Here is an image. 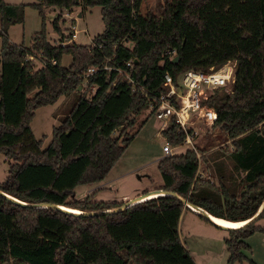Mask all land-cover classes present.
<instances>
[{"label": "trees", "instance_id": "trees-1", "mask_svg": "<svg viewBox=\"0 0 264 264\" xmlns=\"http://www.w3.org/2000/svg\"><path fill=\"white\" fill-rule=\"evenodd\" d=\"M31 7L43 17L42 30L30 47L18 46L8 29L23 22L24 6L0 0V154L10 159L0 191L27 205L78 212L122 207L124 202L95 200L96 191L78 200L75 190L107 178L138 134L131 131L137 117L160 107L166 73L179 85L188 70L208 72L234 61L233 92L216 90L206 103L217 113L214 128L226 133L233 148L221 155L244 173L239 185H231L233 175L227 177L218 162L219 184L211 183L204 155L199 159L188 149L159 161V191L233 222L258 214L264 203V0H165L160 13L150 0H38ZM49 7H101L104 31L80 45L64 36L57 17L52 24L62 42L53 45L44 20ZM168 51L176 52L177 63ZM65 56L72 58L68 67ZM30 57L43 67L34 71ZM90 68L99 70L86 77ZM90 88L95 92L89 95ZM75 92L80 98L42 150L43 140L31 128L36 111ZM187 134L195 136L172 118L162 136L176 148ZM184 209L180 199L160 195L117 213L84 217L17 205L0 195V264H197L179 234ZM261 219L264 210L254 222L228 230L230 264L246 259L245 240L264 232Z\"/></svg>", "mask_w": 264, "mask_h": 264}, {"label": "rangeland", "instance_id": "rangeland-1", "mask_svg": "<svg viewBox=\"0 0 264 264\" xmlns=\"http://www.w3.org/2000/svg\"><path fill=\"white\" fill-rule=\"evenodd\" d=\"M4 1L9 5L24 6L23 22L11 25L8 29V37L13 44L30 47L34 35L42 30L43 25V17L38 10L31 7L32 4L38 3V0ZM164 2L165 0H150L156 13H160ZM79 14H82V17H78ZM57 17H60L59 26L65 37L72 34V27L76 28L78 35L75 40L80 45L91 44L92 40L100 35L105 28L101 16V7H89L86 10L78 7L72 11L49 7L45 9L44 20L48 41L53 45H59L62 42V38L54 30L52 24ZM126 45L132 46L128 42ZM32 61L34 62V71L43 67V62L40 59L33 58ZM71 62L72 58L70 56L64 57V66L68 67ZM231 63L236 68V62L232 61ZM1 73L2 67L0 66V75ZM179 81L181 82V78ZM223 91L226 92V90ZM94 92L95 88H90L87 91L89 95ZM79 98L80 94L75 92L61 97L54 105L42 107L36 111L31 128L34 138L43 140L42 150L50 145L54 128L62 124ZM150 113L151 110H147L137 117L136 126L131 131H138V134L107 178L102 183L79 186L75 190L76 199H85L96 191L94 198L97 201L126 203L137 198L135 196L141 190H147V188L148 190H154L163 185L158 163L166 157L164 147L167 141L163 136L159 138L157 135L163 126L164 119L159 116L162 114L160 110H157L156 114L151 116ZM192 130L195 134L193 145L198 148L201 156L204 155L202 165L203 167H210L208 170L209 178L207 179L218 186L219 179L216 177L217 171L215 172V163L218 162L222 163L221 165L224 167L227 177L233 175L234 180L231 185H239L244 173L233 171L231 161L221 155V153L227 152L226 149L228 151L233 149L226 133L213 127L212 132H204L202 129V136H200V129L195 128ZM193 145L183 144L172 148V152L181 155L188 149H192ZM220 148L223 150L220 151ZM9 169L10 159L0 154V183L6 180ZM124 196L129 197L123 199ZM185 210L184 218L181 219L179 224V234L196 263L230 264V253L226 245V240L230 239L228 230L216 227L194 210H189L186 207ZM258 225L264 227V219L259 220ZM245 243L248 246L247 250H243L246 259L242 263L235 264H264V232L255 233L247 238Z\"/></svg>", "mask_w": 264, "mask_h": 264}, {"label": "built area", "instance_id": "built-area-1", "mask_svg": "<svg viewBox=\"0 0 264 264\" xmlns=\"http://www.w3.org/2000/svg\"><path fill=\"white\" fill-rule=\"evenodd\" d=\"M73 32L72 39L76 41L78 31L76 28H71ZM175 51H168L167 56L174 58ZM34 57H30L33 60ZM55 64V62H53ZM128 69H133V60L127 63ZM107 69V67H105ZM99 69L90 68L86 77L95 74ZM127 78L132 82L131 78ZM164 87L167 93L161 97V105L158 108L160 112L166 114L163 126L161 127V134L170 126L172 118L176 123L187 132L188 129H200L199 135L202 136L203 131L212 132V129L217 121V113L214 108L209 106L206 101L216 90H226L227 93L233 92V85L235 84V66L231 62L225 64L220 68H211L208 72L188 70L184 72L180 78L179 85H175L173 78L169 73H166ZM179 78V80H180ZM181 93V94H180ZM177 106L173 104V98ZM210 113L215 114V118H211ZM203 132V133H204ZM193 136L187 134L184 144L193 145ZM200 159L201 154L198 148L193 145ZM166 156L173 154L172 147L167 143L164 147ZM200 175V172H199ZM202 176V175H201Z\"/></svg>", "mask_w": 264, "mask_h": 264}, {"label": "water", "instance_id": "water-1", "mask_svg": "<svg viewBox=\"0 0 264 264\" xmlns=\"http://www.w3.org/2000/svg\"><path fill=\"white\" fill-rule=\"evenodd\" d=\"M173 61L175 63H177L179 61V57L176 56ZM78 90H81V87H79ZM181 94V93H180ZM153 193H159L161 195H169V196H173V197H176L178 199H180L183 204L185 205L186 208L190 209V210H194L196 211L199 215L203 216L204 218H206L209 222L213 223L216 227L220 228V229H226V230H230V229H234V228H227V227H224L222 225H219L217 223H215L213 220H212V215H210L208 212H206L205 210L201 209V208H198V207H195L193 205H191L188 200H185L183 198H181L180 196H178L177 194L173 193V192H169V191H155ZM153 193H149V194H146L140 198H137V199H134V200H131V201H128L127 203H125L122 207L120 208H117V209H114V210H111V211H107V212H76V211H72L68 208H65V207H62V206H58V205H53V204H36V205H27L26 203H23L7 194H5L4 192L0 191V195L5 197L6 199L10 200L11 202L17 204V205H22V206H29V207H32V208H53V209H57L61 212H64V213H68V214H75V215H79V216H84V217H94V216H99V215H102V214H107V213H117L119 211H122V210H125L126 208H128L129 206L131 205H134V204H137L139 202H142L141 200L148 197L149 195L153 194ZM160 196V195H159ZM144 201V200H143ZM264 210V203L262 205V207L260 208L259 212L257 215H255L252 219L246 221V223L244 225H242L241 227L243 226H246L248 224H250L251 222H254L255 220H257L261 213L263 212ZM240 228V227H238Z\"/></svg>", "mask_w": 264, "mask_h": 264}, {"label": "bare ground", "instance_id": "bare-ground-1", "mask_svg": "<svg viewBox=\"0 0 264 264\" xmlns=\"http://www.w3.org/2000/svg\"><path fill=\"white\" fill-rule=\"evenodd\" d=\"M159 195H161V194L153 193V194L149 195L148 197L142 199L141 201L151 199L154 197H158ZM72 211H76V210H72ZM76 212H78V211H76ZM212 220L215 223L222 225L224 227H227V228H238V227H241L242 225H244L246 223V221H244V222H233V221H229V220L222 219V218H216V217H212Z\"/></svg>", "mask_w": 264, "mask_h": 264}, {"label": "crops", "instance_id": "crops-1", "mask_svg": "<svg viewBox=\"0 0 264 264\" xmlns=\"http://www.w3.org/2000/svg\"><path fill=\"white\" fill-rule=\"evenodd\" d=\"M78 17H82V14H79ZM157 114L159 115V113H157ZM159 116H160V118L164 119L165 116H166V114L162 113V114L159 115ZM157 136H158L159 138L162 137L161 130H160V132L158 133ZM161 187H162V186H161ZM161 187H159V188H161ZM159 188H156V189H154V190H148V188H147V190H141V192H140V191L137 192V195H136L135 197L140 198V197H142V196H144V195H146V194L153 193V192H155V191H159ZM142 191H143V192H142ZM141 193H142V194H141ZM127 197H129V196H124L123 199H126ZM137 198H135V199H137ZM133 200H134V199H133ZM185 213H186V210L184 209L183 212H182V216H181V218H180V222H179V224L181 223V219L184 218V214H185ZM212 217H213V216H212ZM180 238H181L182 243L184 244L181 235H180ZM184 246H185L186 249L188 250V248H187V246H186L185 244H184Z\"/></svg>", "mask_w": 264, "mask_h": 264}, {"label": "clouds", "instance_id": "clouds-1", "mask_svg": "<svg viewBox=\"0 0 264 264\" xmlns=\"http://www.w3.org/2000/svg\"><path fill=\"white\" fill-rule=\"evenodd\" d=\"M210 116H211V118H215V114L214 113H210Z\"/></svg>", "mask_w": 264, "mask_h": 264}]
</instances>
